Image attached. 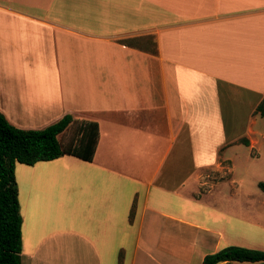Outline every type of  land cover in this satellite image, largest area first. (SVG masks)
Returning <instances> with one entry per match:
<instances>
[{"label":"crops","instance_id":"crops-1","mask_svg":"<svg viewBox=\"0 0 264 264\" xmlns=\"http://www.w3.org/2000/svg\"><path fill=\"white\" fill-rule=\"evenodd\" d=\"M263 96L264 0H0V113L27 131L71 115L99 132L91 162L15 165L21 264L264 252V200L205 180L264 138Z\"/></svg>","mask_w":264,"mask_h":264},{"label":"trees","instance_id":"trees-1","mask_svg":"<svg viewBox=\"0 0 264 264\" xmlns=\"http://www.w3.org/2000/svg\"><path fill=\"white\" fill-rule=\"evenodd\" d=\"M133 40L122 44L134 46ZM152 53L156 45L151 37ZM264 117V96L255 110ZM78 123L79 137L67 145L60 142L73 124ZM98 125L95 122L75 120L66 115L42 130H22L11 125L0 113V264H21L22 217L15 179V165L33 166L63 156H72L91 162L98 143ZM249 146L247 141L242 142ZM264 193V182L257 184ZM264 252L242 247H228L204 258L203 264L227 262H261Z\"/></svg>","mask_w":264,"mask_h":264},{"label":"rangeland","instance_id":"rangeland-1","mask_svg":"<svg viewBox=\"0 0 264 264\" xmlns=\"http://www.w3.org/2000/svg\"><path fill=\"white\" fill-rule=\"evenodd\" d=\"M248 112L249 111L247 109V113ZM239 113L240 115L236 118L242 123L246 117V111L240 109ZM238 120L236 121V124H238L235 127L236 130L242 128V125L239 126ZM78 125V123L73 124V126L60 137V142L63 145H67L70 141L76 140L79 137ZM258 128L264 130V121L261 122V125ZM258 141V145H256L253 149L243 144L240 146L239 150L235 151L232 156L235 164V171L232 176L228 173L206 175L208 176L205 178L206 182L209 184L212 182H222L228 184L232 180H235L236 186L241 187V192L246 198L264 200V193H262L257 187L259 182H264V138H260Z\"/></svg>","mask_w":264,"mask_h":264}]
</instances>
